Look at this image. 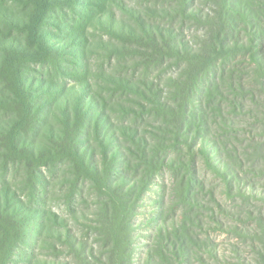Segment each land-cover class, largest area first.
Wrapping results in <instances>:
<instances>
[{"label":"rangeland","instance_id":"374dc122","mask_svg":"<svg viewBox=\"0 0 264 264\" xmlns=\"http://www.w3.org/2000/svg\"><path fill=\"white\" fill-rule=\"evenodd\" d=\"M79 1L76 7L61 6L54 10L55 13H45L43 17L42 29L50 44L71 39L84 41L88 37L84 58L71 52L75 47L68 48L59 77L53 76L54 70L47 64L42 67L33 61L16 65L8 55L16 56L23 47L25 25L38 21V0H0V209H3L0 211V264H80L68 253L70 249L57 239L58 235L62 239L70 236L76 243L81 241L92 261L95 260L93 257H98L94 263L108 261V249L104 246V234L100 230L104 199L99 186L93 180L75 182L68 166L54 159L48 142L57 127V116H52V112L45 114L46 122L42 127L37 122H27L22 116L25 106L29 112L33 108H40L36 98L39 93H44V90H38L39 81L43 80L49 92L44 98L47 106H53L52 83L63 84L61 98L72 100L79 97L83 101H91L88 95L92 94L100 101L103 99L117 127H134L139 137L144 139L146 147L162 144L163 149L168 151L165 160L171 163L172 169L176 168L173 170L175 175L181 171L193 179L191 194L184 203L179 199L172 172L165 169L157 174L155 182L139 201L131 221L132 264L257 262V249L264 245V186L261 187L264 176L254 178L259 183L257 191L246 201L230 196L220 179L199 158L194 163L195 172L191 171V157L185 153L180 142H167L166 139L170 137L163 136L162 128L169 131L170 126L152 111L154 106L147 101L152 95L148 92L150 88L156 89L157 85V90L167 92L168 80L183 72V67L169 71L167 63L148 66L143 59L131 54L127 44L112 36L107 28L113 24L120 31L117 28L119 24L124 29L129 24L134 25L136 11L144 20L156 26L173 27L180 33L181 41L192 47L196 45L201 30L191 22L177 18L175 1ZM206 1L196 0V5L207 11ZM113 15L117 22L111 19ZM73 34L78 36L74 38L72 36L76 35ZM241 35L246 37L244 32ZM30 52L33 53L32 48H29ZM227 75L228 71L218 70L210 78L219 83L221 79L224 82ZM77 83L83 85L88 94L76 86ZM22 88L26 89L27 99L23 96ZM224 107L228 108L227 103ZM55 113L58 114L57 109ZM224 115L234 119L232 123L235 126L249 127L229 112ZM194 124L189 125L187 140L201 146L202 137L208 134L194 128ZM199 125L205 127L208 122H200ZM102 128L107 134L111 133L110 146L115 149L122 131ZM258 128L262 131L263 126L258 124L253 130ZM88 132L91 152L99 154L96 129L91 127ZM238 133L247 139L241 150L257 160L255 152L262 154L264 140L251 133L245 134L239 130ZM85 141V136H82L80 148H88ZM209 150L215 151L212 147ZM41 152L40 162L43 164L37 167L33 164L37 162L34 158ZM215 155L213 152V163L221 165L225 159ZM223 156L227 158L225 154ZM98 157L95 156L94 161L100 162ZM29 163L33 165L32 169L26 167ZM184 165H189V168L180 169ZM241 174L244 179L253 173ZM248 192L252 194L249 189ZM4 214H12L16 223ZM251 234L256 237L250 238Z\"/></svg>","mask_w":264,"mask_h":264},{"label":"trees","instance_id":"16d2710c","mask_svg":"<svg viewBox=\"0 0 264 264\" xmlns=\"http://www.w3.org/2000/svg\"><path fill=\"white\" fill-rule=\"evenodd\" d=\"M62 1L64 3H61ZM158 1H175L174 12L177 18L183 22H191L201 30L194 47L181 41L180 33L173 27L156 26L144 20L136 11L134 25L129 24L124 29L119 24L118 31L112 24L108 25L107 29L112 36L127 44L131 54L143 59L148 66L156 67L167 63L169 71L183 67V72L168 80L167 92L157 90V85L156 89L148 90L152 94L147 99L148 103L154 106L152 111L170 126L169 131L162 128L163 136H169L170 138L166 140L172 144L180 142L185 153L192 159L191 171L195 172L194 163L196 158H199L203 165L220 179L230 196L247 201V197H253L257 191L259 183L254 178L264 176V149L262 154L254 151L258 155L257 160L248 157L246 151L241 150L247 139L239 136L238 130L264 140V0H207V11L196 5V0H155ZM38 3L40 13V16L37 15L38 21L25 25L24 30L26 34L28 31V34H25L23 47L16 56L10 53L8 55L16 65L33 61L42 67L47 64L53 68V76L60 77L68 48L75 47L71 52L81 59L84 58L88 37L84 41L71 39L64 43L50 44L46 41V33L42 29L43 17L45 13H55L54 10L61 6L76 7L80 1L38 0ZM111 17L113 22H117L114 15ZM68 30L72 32L71 28ZM242 32L246 37L241 35ZM29 48H32L33 53H29ZM218 70L228 71L224 82L221 79L219 83H215L210 78L217 74ZM45 84L44 80L39 81L38 90H44V93H39L36 98L40 108H33L29 112L25 106L22 116L27 122H37L41 127L46 122L45 114L52 112V116H57V127L48 142L54 159L68 166L70 174L75 177V182L93 180L103 195L100 230L104 234L103 241L108 249L109 262L101 264H132L131 221L139 201L155 182L157 174L165 169L172 172L178 187L179 199L184 203L191 194L193 179L180 170L175 175L173 170L176 168L172 169L171 163L165 160L168 151L163 149L162 144L146 147L144 139L139 137L134 127L130 125L117 127L112 115L107 111V102L103 99L100 101L92 94L88 95L91 101H83L79 97H73L72 100L61 98L64 92L63 84L59 86L52 83L53 106H47L44 98L49 92L46 91ZM76 86L81 89L84 87L79 83ZM22 91L27 99L26 89L22 88ZM83 92L86 91L83 89ZM225 103L228 108L224 107ZM86 106L89 108L86 109ZM47 108L48 111L45 112ZM56 109L58 114L55 113ZM140 111L143 114L142 110ZM225 112L231 113L249 127L235 126L232 123L235 120L226 118ZM196 122L198 124H194ZM200 122L202 124L208 122V125L202 127L199 125ZM190 124L208 134L202 137L201 146L195 141L187 140ZM258 124L263 126L262 131L259 128L253 130ZM102 126L122 131V136L116 140L115 149L110 146L111 133L107 134ZM91 127L96 129L99 154L91 152L90 149L92 145L88 131ZM82 136L86 138L87 149L80 148ZM210 147L215 149L213 151L215 156L225 159L221 165L213 163V152L209 150ZM224 154L228 159L223 156ZM41 155L42 152L34 158L37 162L33 164L37 167L43 164L40 162ZM95 156H99L100 162L94 161ZM32 166L30 163L26 164L28 169H32ZM188 168L189 165L180 167L183 170ZM241 172L253 174L243 179ZM29 173L33 178L32 171L29 170ZM4 215L14 219L12 221L16 223L12 214ZM40 232L43 233V229ZM249 236L256 237L255 234ZM57 239L70 249L68 253L80 264H96L94 262L98 261L97 256L93 257L95 260L92 261L81 241L76 243L70 236L62 239L60 235ZM257 255L258 260L254 264H264V245L257 249Z\"/></svg>","mask_w":264,"mask_h":264}]
</instances>
